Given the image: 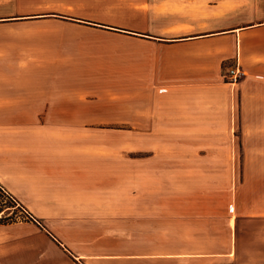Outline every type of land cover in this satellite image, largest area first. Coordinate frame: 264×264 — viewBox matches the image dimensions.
<instances>
[{
    "label": "crops",
    "instance_id": "0c3cea01",
    "mask_svg": "<svg viewBox=\"0 0 264 264\" xmlns=\"http://www.w3.org/2000/svg\"><path fill=\"white\" fill-rule=\"evenodd\" d=\"M147 3L149 11L140 15L160 19L163 14L164 24L154 31L145 26H118L116 31L144 37L140 40L152 51L118 59L116 89L93 91L77 87L71 73L62 72L56 59L45 63L32 58L14 67L5 57L0 61V111L21 113L18 126L26 128L171 129L176 134L165 136L166 145L219 142L215 138L229 144L232 141L229 115L236 95L244 111L252 114L251 119L246 116L241 122L245 136L240 142L262 143L264 0H147ZM225 61L233 62L243 72L236 83L224 80L221 65ZM43 133L34 131L30 133L31 139L61 141L58 136ZM252 134L255 137L248 139L247 135ZM57 149L42 152L41 159L58 162L55 175L59 176L54 179L60 178V182L54 184L55 191H64L71 197L80 193L87 200L81 205H70L61 216L84 218L90 223L83 228L84 221L78 222L81 225L78 230L91 235L84 244L110 248L105 254L94 256H165L182 264L234 262L233 249L205 251L199 245L205 237V215L200 213L197 202L188 197L200 188H185L183 175L189 167L193 172L196 170L195 174L199 170L204 173V160L227 159V155L183 148L180 152L150 154L164 161L165 191L159 189L154 193L151 188L133 184L131 200L125 196L106 200L100 198L99 191L114 187H118L117 192L124 191L119 188L125 187L124 183L113 188L101 183V179L95 184H77L80 176L77 153ZM186 160L194 162L188 164ZM148 169L149 174L155 172L151 167ZM173 191L174 194L169 193ZM142 192H146L145 199L140 196ZM114 236L122 241H112ZM100 238H108V245L102 244ZM156 247L165 248V252L149 251ZM76 255L90 256L84 252Z\"/></svg>",
    "mask_w": 264,
    "mask_h": 264
},
{
    "label": "rangeland",
    "instance_id": "374dc122",
    "mask_svg": "<svg viewBox=\"0 0 264 264\" xmlns=\"http://www.w3.org/2000/svg\"><path fill=\"white\" fill-rule=\"evenodd\" d=\"M142 11H149L147 0H0V61L8 57L14 67H20L19 63L32 58L45 63L56 59L62 72L71 73L77 87L116 89L118 59L152 51L140 40L144 37L116 31L118 26H145L154 31L164 24L163 14L158 19L140 15ZM232 64L222 63L223 73ZM241 107L235 95L229 115L231 143L215 138L219 142L191 145H166L165 136L176 134L171 129H35L18 126L21 113L0 111V264H182L165 256H94L110 248L84 244L91 235L78 230V222L84 221L83 228L90 223L84 218L61 216L70 205L87 200L80 193L71 197L55 191L54 184L60 182V178L54 179L59 176L55 175L58 162L41 159L42 152L57 151L58 147L77 153V184H95L101 179L113 188L124 183L125 187H119L124 191L117 192L118 187L99 191L100 198L106 200L122 196L131 200L133 184L151 188L154 193L165 188L164 161L150 154L180 152L183 148L227 155V159L204 160V173L199 170L195 174L196 170L189 167L183 174L185 188H200L188 197L205 215V237L199 245L205 251L235 250L234 262L224 260L222 264H264V135L262 143L240 142L245 136L241 122L252 116ZM38 130L61 141L31 139L30 133ZM190 162L194 161L186 160ZM148 167L156 174H149ZM145 194L140 195L142 199ZM100 240L108 245V238ZM112 241L122 240L115 237ZM149 251L163 253L165 248ZM83 252L90 256L76 255Z\"/></svg>",
    "mask_w": 264,
    "mask_h": 264
},
{
    "label": "built area",
    "instance_id": "2783aa9c",
    "mask_svg": "<svg viewBox=\"0 0 264 264\" xmlns=\"http://www.w3.org/2000/svg\"><path fill=\"white\" fill-rule=\"evenodd\" d=\"M242 75L243 72L237 67V65H233L230 66L227 72L224 74V78H226V80L231 83H236Z\"/></svg>",
    "mask_w": 264,
    "mask_h": 264
},
{
    "label": "trees",
    "instance_id": "16d2710c",
    "mask_svg": "<svg viewBox=\"0 0 264 264\" xmlns=\"http://www.w3.org/2000/svg\"><path fill=\"white\" fill-rule=\"evenodd\" d=\"M1 190H2V187H0V192H1ZM2 208H3V206L0 205V212L3 210ZM2 219H3V217L0 216V222H2Z\"/></svg>",
    "mask_w": 264,
    "mask_h": 264
}]
</instances>
